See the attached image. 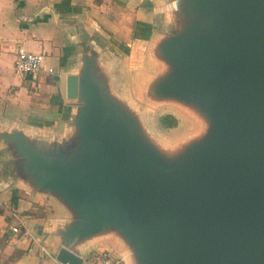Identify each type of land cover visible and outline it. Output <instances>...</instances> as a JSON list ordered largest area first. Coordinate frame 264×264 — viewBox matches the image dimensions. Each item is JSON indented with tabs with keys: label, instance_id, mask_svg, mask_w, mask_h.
I'll return each mask as SVG.
<instances>
[{
	"label": "water",
	"instance_id": "95a60500",
	"mask_svg": "<svg viewBox=\"0 0 264 264\" xmlns=\"http://www.w3.org/2000/svg\"><path fill=\"white\" fill-rule=\"evenodd\" d=\"M143 1L156 33L129 70L77 12L53 10L74 31L68 124L0 130V190L21 182L63 205L41 242L67 264L104 239L124 264H264V0ZM124 72L147 80L132 89L151 96L146 108L170 102L202 131L179 148L151 144L107 100Z\"/></svg>",
	"mask_w": 264,
	"mask_h": 264
},
{
	"label": "crops",
	"instance_id": "0c3cea01",
	"mask_svg": "<svg viewBox=\"0 0 264 264\" xmlns=\"http://www.w3.org/2000/svg\"><path fill=\"white\" fill-rule=\"evenodd\" d=\"M54 9L77 12L90 29L107 37L121 51L116 59L126 70L141 63V48L156 33L153 11L143 0H0V130L17 126L30 133L47 129L57 134L67 127L65 74L73 60L74 31L57 21ZM19 48L43 52L42 67L18 73L14 60ZM4 157L0 145V159ZM17 185L12 191L0 190V250L8 252L0 264H35L37 242L44 238L50 246L46 233L67 214L53 196L26 193L23 183ZM13 212L24 221L18 223L19 232L10 227ZM24 225L28 233H23ZM105 250L117 254V244L91 240L84 254Z\"/></svg>",
	"mask_w": 264,
	"mask_h": 264
},
{
	"label": "rangeland",
	"instance_id": "374dc122",
	"mask_svg": "<svg viewBox=\"0 0 264 264\" xmlns=\"http://www.w3.org/2000/svg\"><path fill=\"white\" fill-rule=\"evenodd\" d=\"M117 74L116 77H113L110 86L107 85V89H105L107 93L116 92V95H107V100L110 101L115 112L126 114L125 117L130 120L132 125L140 134L147 136L155 147L158 149L165 146L179 148L190 136L197 135L202 131L203 122L199 118H196L191 112L182 113L170 102L163 104L155 111L146 108L151 96L145 95V93L143 95H133L132 93V89L135 90L138 84L142 83L139 85L142 90L148 85L147 80L144 81L143 75H132L128 78L126 72ZM136 96H141L142 101L136 100ZM167 115L175 119L173 126L166 124L164 119ZM7 255V250L1 249L0 261L7 258Z\"/></svg>",
	"mask_w": 264,
	"mask_h": 264
},
{
	"label": "built area",
	"instance_id": "2783aa9c",
	"mask_svg": "<svg viewBox=\"0 0 264 264\" xmlns=\"http://www.w3.org/2000/svg\"><path fill=\"white\" fill-rule=\"evenodd\" d=\"M45 54L43 52L29 51L19 48L14 60V68L20 74L34 72L42 67ZM48 71L52 72L53 68L48 67ZM14 220L11 223V229L19 232L18 223H23L22 217L16 213H12ZM23 233H28V228L24 225ZM38 256L35 264H67L58 260L55 255L50 253L47 247L42 242H37ZM81 264H124L123 259L118 254L110 251L96 252L83 259Z\"/></svg>",
	"mask_w": 264,
	"mask_h": 264
},
{
	"label": "trees",
	"instance_id": "16d2710c",
	"mask_svg": "<svg viewBox=\"0 0 264 264\" xmlns=\"http://www.w3.org/2000/svg\"><path fill=\"white\" fill-rule=\"evenodd\" d=\"M164 120L166 121V124L170 126H173L175 124V119L170 115H167Z\"/></svg>",
	"mask_w": 264,
	"mask_h": 264
},
{
	"label": "clouds",
	"instance_id": "9594fccd",
	"mask_svg": "<svg viewBox=\"0 0 264 264\" xmlns=\"http://www.w3.org/2000/svg\"><path fill=\"white\" fill-rule=\"evenodd\" d=\"M174 7H176L177 10H178V0H176V3L174 4Z\"/></svg>",
	"mask_w": 264,
	"mask_h": 264
}]
</instances>
